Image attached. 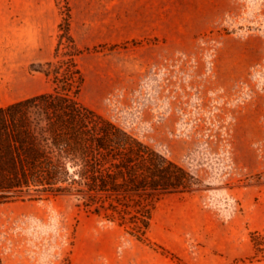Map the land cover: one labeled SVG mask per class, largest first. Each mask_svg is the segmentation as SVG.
I'll list each match as a JSON object with an SVG mask.
<instances>
[{"label": "rangeland", "instance_id": "374dc122", "mask_svg": "<svg viewBox=\"0 0 264 264\" xmlns=\"http://www.w3.org/2000/svg\"><path fill=\"white\" fill-rule=\"evenodd\" d=\"M66 62L78 102L182 186L126 202L149 212L144 241L72 197L0 204V264H201L235 243L253 251L232 264L264 261V0H0V108L52 92L38 70Z\"/></svg>", "mask_w": 264, "mask_h": 264}, {"label": "trees", "instance_id": "16d2710c", "mask_svg": "<svg viewBox=\"0 0 264 264\" xmlns=\"http://www.w3.org/2000/svg\"><path fill=\"white\" fill-rule=\"evenodd\" d=\"M39 69L53 76L52 92L0 108V204L30 192L72 197L86 212H110V223L124 227L127 219L141 232L135 239L144 241L148 210L130 215L124 205L177 192L181 169L82 106L81 75L73 62L63 70Z\"/></svg>", "mask_w": 264, "mask_h": 264}, {"label": "crops", "instance_id": "0c3cea01", "mask_svg": "<svg viewBox=\"0 0 264 264\" xmlns=\"http://www.w3.org/2000/svg\"><path fill=\"white\" fill-rule=\"evenodd\" d=\"M252 248L245 247V244H227V245H212L208 250V254L205 258V261H202L201 264H232L237 262L240 258L249 256L252 254ZM133 264V262H127V264ZM136 264H165L163 259H152L147 258L146 261H136ZM126 264V263H125ZM198 264V263H197ZM234 264H264V261H253L251 263H238Z\"/></svg>", "mask_w": 264, "mask_h": 264}]
</instances>
